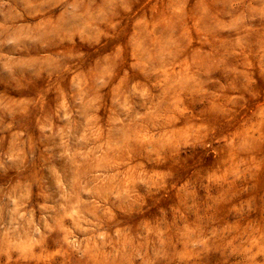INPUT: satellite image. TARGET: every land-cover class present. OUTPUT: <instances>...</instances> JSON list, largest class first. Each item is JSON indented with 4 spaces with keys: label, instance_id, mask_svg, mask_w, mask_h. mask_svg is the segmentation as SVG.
Here are the masks:
<instances>
[{
    "label": "clouds",
    "instance_id": "obj_1",
    "mask_svg": "<svg viewBox=\"0 0 264 264\" xmlns=\"http://www.w3.org/2000/svg\"><path fill=\"white\" fill-rule=\"evenodd\" d=\"M217 2L225 3L228 17H234L230 27L235 29V34L229 32L224 40H220L217 36L212 23L214 18L210 17L208 22H203L206 9L204 14L197 9L189 17V14L183 11L187 0H171L169 8L175 23L174 28L162 32L155 40L152 39V34L144 35L143 38L137 34L129 41L128 47L133 61L130 67L147 83L124 79L120 87L112 90L107 127L121 134L120 141L114 145L119 152L134 155L137 159L144 160L145 164L139 165L130 173L129 178L120 181L112 188L100 190L80 187L81 191H95L99 199L104 201L103 205L97 200L86 202L80 199L77 191L79 176L77 175L76 181L66 185L65 178L55 163L51 162V157H45L43 153L40 155L45 171L50 172L54 177L51 184L40 183L39 195L45 198V203L40 207L42 209L51 207L47 202L49 198H53L58 203L60 211L53 217L54 223L59 224L64 218L71 217L77 226H80V221L85 219V212H90L93 216L100 212L106 220H111L114 218L113 208H115L125 214L126 220L132 223L139 222L138 228L144 232L142 237L144 241L147 242L151 238V245L145 243L135 248L131 254L132 258H139L141 264H155L158 259L165 256L164 250L172 247L169 229L171 235L175 236L176 243L191 248L197 254L208 248L209 242L203 238V235L193 232L188 227L185 212L194 214L198 223H205L208 227L221 223L220 217L225 215L246 220L253 213L264 212V196L258 192L256 199H244L245 196H251L256 191L255 185L250 182V178H242L237 172L233 175L232 181L240 182L242 195L233 198L235 194L231 191V185L224 190H221L223 186L209 190V186L205 184L207 176L198 175L193 187L199 186L204 192L203 196H196L193 191L188 194L187 199L182 200L178 208L169 207L168 210L163 207L158 208L159 217L151 226L142 219L145 213V197L151 198L153 203H156L161 190L167 187L163 175L158 172L150 173L145 165L150 168L166 163L182 166L192 159L197 151L196 142L182 140L173 143L167 133L161 132L163 125L158 121H150L154 135L142 136L140 133L143 130L145 117L149 115L144 110V106L148 105L154 111L162 103H166L173 94L183 93L192 109L204 111L208 102L216 96V93L209 89L223 92L225 89H236L239 83L231 72L217 74L215 61L212 60L194 65L192 74L182 82L174 81L169 77L166 66L174 62L179 55V44L175 34L180 27H183L186 17L188 23L196 21L194 27L197 32L203 30L206 33L202 35L204 45L243 63L247 71L236 75H244L245 80L241 88L245 93L252 95L253 98L258 95L250 91L256 81L251 79L248 72L258 73L259 79L264 80V0H217ZM16 3L19 5L18 8H14L9 0H0V18H2L0 88L23 93L43 74L48 78L49 90L59 89V81L65 78V73H73L70 81V96H66L63 90H60L57 97L55 115L60 118L64 126L54 134L60 137L64 149L60 157L67 155L75 162L77 156L84 154L73 151L72 141L84 144L92 138L89 136V131L100 123L97 115L100 108L108 107L106 92L113 82L114 75L129 67L125 59L128 53L117 45L112 55H105L103 60H97L87 72L82 71L83 67L91 63L93 55H85L83 51H79L75 37L79 35L81 43L87 44L89 48L95 45L94 55L99 56L100 49H105L106 45L101 44L98 38L100 30L97 22H107L112 30H117L118 24L112 23L111 19L119 15L117 9L121 6L124 11H131L128 0H102V3L95 8L93 5L96 0H87V3L85 0H16ZM198 6H202V0H198ZM57 9L60 10V18L55 26H46L45 22L35 26L25 23V17L48 15ZM5 25L9 26L5 27ZM89 33L94 35L89 36ZM152 89L163 94L154 95ZM69 100L72 103H69ZM13 105H4L3 101H0V107L5 108L13 117L17 112L26 113L27 108L23 102H13ZM167 106L183 118L192 116V112L184 107V101L171 100ZM261 112L264 113V109H261ZM81 120L83 124L80 123ZM37 124L41 133L52 131L50 116L38 118ZM5 127L11 128L12 125L8 124ZM80 128L84 131L77 136L76 133ZM22 135L21 132L15 133L13 147L8 152L0 151V169L15 168L23 176L24 169L35 165L37 158L33 143L30 139L27 142L21 140ZM181 143L183 156H181ZM213 143H216L214 137ZM213 143H201L199 148L205 152V155L218 156ZM26 147L28 151L25 150ZM227 147L236 146L228 144ZM112 148L113 145H109V150ZM50 151L49 148L44 149L45 153ZM162 153L168 156L167 161L163 159ZM137 172L139 174H136ZM246 181H248L247 186H244ZM138 186L143 189L144 196L137 191ZM23 187L25 190L19 197L15 191L9 193V198L15 205L13 211L16 216L20 215L23 202L30 195L28 191L30 185ZM213 192H219V195H213ZM3 214L4 206L0 204V220L3 219ZM44 224L46 228L51 229L52 225L48 223L47 217L44 218ZM0 228L4 229L3 234L0 235V248L17 250L23 259H27L26 252L29 250L24 247L25 242L30 247L33 244H40L44 239L40 227L34 223L25 231L24 236L17 232L15 222L6 227L0 224ZM119 235L120 233H117V236ZM93 239L100 240L101 244L111 241V237L99 228L94 229ZM121 255L125 259L129 258L127 253Z\"/></svg>",
    "mask_w": 264,
    "mask_h": 264
},
{
    "label": "rangeland",
    "instance_id": "obj_2",
    "mask_svg": "<svg viewBox=\"0 0 264 264\" xmlns=\"http://www.w3.org/2000/svg\"><path fill=\"white\" fill-rule=\"evenodd\" d=\"M85 2L87 3V0ZM170 2L171 0H128L131 11L126 12L121 6L117 9L119 15L111 19L112 23L118 24V29L115 31L107 22H97L100 30L98 38L101 44L106 45L105 49H100L99 56L94 55L95 45L89 48L87 44L81 43L79 35L75 37L77 49L83 51L85 55H93L91 63L83 67L82 71L87 72L97 60H103L105 55H112L117 45L128 53L125 59L129 65L125 70L118 71L114 75L113 82L106 92L108 107L100 108L97 113L100 123L89 131V136L92 138L84 144L72 141L73 151L84 154L77 156L75 162L67 155L60 157L64 149L60 137L54 134L64 126L60 118L55 115L58 105L57 97L60 90H63L66 96H70V81L73 73H65V78L59 81V89L49 90L48 78L43 74L23 93L0 88V101H3L4 105L23 102L27 108L26 113L17 112L13 117L5 108L0 107V121H2L0 122V151L8 152L13 147L14 134L21 132L23 135L20 139L25 142L31 140L37 158L35 165L24 169L23 176L15 168L0 169V189H2L0 204L4 206L0 224L6 227L15 222L17 232L24 236L25 231L34 223L44 234L40 244L29 247L25 242L24 247L29 249L26 252L27 259L21 258L17 250L0 248V264H141L140 259L132 258L131 254L135 248L145 243L150 246L151 238L147 242L144 241L142 239L144 232L138 228L139 222L132 223L126 220L125 214L115 208H113L114 218L111 220H106L100 212H97L96 216L85 212V219L80 221V226H77L71 217L64 218L59 224L54 223L53 217L60 211L58 203L53 198H49L47 202L51 207L47 209L40 207L45 203L44 196L39 195L40 183L51 184L54 180L51 173L45 171L42 166L40 155L43 153L45 157H51V162L55 163L65 178L66 185L76 181L77 175L79 176L77 191L80 199L86 202L97 200L101 205L104 201L99 199L95 191H81L80 187L100 190L112 188L120 181L129 178L130 173L134 172L139 165L145 164L144 160L137 159L134 155H125L114 147L120 141L121 134L107 127L111 108L110 97L112 90L120 87L124 79L147 83L130 67L133 61L128 47L129 41L137 34H140L141 38L152 34V39L155 40L162 32H168L174 28L175 23L169 8ZM9 3L14 8L19 7L16 0H9ZM101 3L102 0H96L93 7ZM197 9L201 14H204V9L207 10L203 22H208L210 17L214 18L212 23L220 40L227 38L229 32L235 34V29L230 27L234 17H228L225 3H218L217 0H202V6H198V0H187L183 11L190 17ZM59 18L60 10L57 9L48 15L25 17V23L35 26L45 22L46 26H55ZM187 20L186 17L183 27H180L175 34L179 44V55L174 62L166 66L169 77L174 81L182 82L192 74L194 65L212 60L215 61L217 74L231 72L239 83L236 89H225L223 92L209 89L216 93V96L208 102L207 109L204 111L192 109L187 104L183 93L173 94L166 103H162L154 111L150 106H144V110L149 115L145 117L143 130L140 133L142 136L154 135L150 121H158L163 125L161 132L167 133L173 143L182 140L197 143V151L193 154V158L182 166L166 163L150 168L145 165L150 173L162 174L164 183L167 185L161 190L156 203H153L151 198L145 197V213L142 219L150 226L159 217L158 208L163 207L165 210L169 207L178 208L182 200L187 199L188 194L193 191L196 196L204 195L199 186L193 187L198 175L207 176L205 184L209 186V190L221 188V186H223L221 190H224L231 185V191L235 194L233 198H235L236 195H242L240 182L232 181L233 175L238 172L242 178H250V182L256 189L251 196H245L244 199H256L257 192L264 196V113L261 112V109H264V80L259 79L258 73L248 72L251 79L256 81L250 91L258 95L253 98L252 95L245 93L241 88L245 77L236 75L247 71L243 63L204 45L202 35L206 33L203 30L197 32L194 27L195 20L192 23H188ZM8 26L5 25V27ZM92 35L94 33H89V36ZM125 71H127V77H125ZM152 91L154 95L163 94L155 89ZM171 100L184 101V107L192 112L191 118H183L171 110L167 106ZM69 103L72 101L69 100ZM46 116L51 117L52 131L41 133L37 119H43ZM80 123L83 124V121L81 120ZM8 124L12 127H5ZM82 131L84 129L80 128L76 135L78 136ZM213 137L216 143H213ZM201 143H213L219 155H205V152L199 148ZM228 144L236 147L229 148ZM109 145H113L111 150ZM241 145L243 147H240ZM45 148H49L50 153H45ZM180 148L181 156H183L182 143ZM25 150L28 151L27 147ZM161 155L165 161L168 160L167 155L164 153ZM247 183L248 181L244 186H247ZM23 185H30L28 188L30 195L23 202L20 215L16 216L13 211L15 205L12 204L9 193L15 191L19 197L25 190ZM137 191L144 196L143 189L139 186ZM212 194L219 195V192ZM184 214L188 218V227L193 232L202 234L203 238L209 242L208 248L197 254L191 248H185L183 244L176 243L175 236L171 235V229H169L172 247L166 248L165 256L158 259L155 264H264V212L253 213L246 220L225 215L220 217L221 223L214 224L212 227H208L205 223H198L196 216L192 213ZM45 217L52 225L51 229L45 227ZM97 228L111 237L109 243L101 244L100 240L93 239L94 229ZM3 231L4 229L0 228V235ZM117 233L120 235L117 236ZM121 253H127L129 258L125 259Z\"/></svg>",
    "mask_w": 264,
    "mask_h": 264
}]
</instances>
